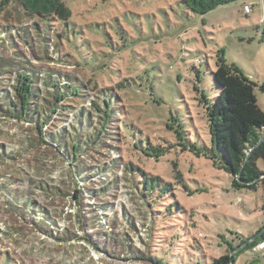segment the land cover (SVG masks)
<instances>
[{
    "label": "rangeland",
    "instance_id": "1",
    "mask_svg": "<svg viewBox=\"0 0 264 264\" xmlns=\"http://www.w3.org/2000/svg\"><path fill=\"white\" fill-rule=\"evenodd\" d=\"M64 1L68 25L52 18L50 32L35 20L39 49L9 37L7 26L29 20L18 5L0 10V104L7 88L17 99L10 65L18 53L77 91L44 97L56 112L42 138L33 123L0 112V264H153L142 255L211 264L241 248L264 226L263 190H234L210 153L189 144L212 148L202 92L218 97V58L257 85L264 110V0L205 16L184 0ZM45 36L55 53L45 52ZM105 96L110 123L96 110ZM143 174L157 180L149 190ZM235 264H264V251H245Z\"/></svg>",
    "mask_w": 264,
    "mask_h": 264
},
{
    "label": "trees",
    "instance_id": "2",
    "mask_svg": "<svg viewBox=\"0 0 264 264\" xmlns=\"http://www.w3.org/2000/svg\"><path fill=\"white\" fill-rule=\"evenodd\" d=\"M235 1L237 0H184L190 11L202 16L220 6ZM15 4L18 5L21 15L29 18V20L27 23L18 26H7L6 28L10 32L7 31L10 34L9 37L22 39L27 43L30 42L31 45L37 41V49L41 47L38 45L39 40L37 38V32L41 31V24H36L35 20L40 19L41 22L39 23L45 20L47 30L51 32L50 21L52 18L68 25L72 17V12L64 0H0V10L4 6ZM0 32L5 33L4 30H0ZM29 38L30 40H28ZM43 39V47L47 49L45 52L55 53V46L50 41V37L45 36ZM8 44L10 46L15 45V41L11 40ZM15 56L17 57L11 63L10 68L16 77L11 81L17 83V86H15L17 99L14 102L10 96V88L5 89L3 92L7 95L8 103L5 105L0 104V112L3 114L2 118L4 119L17 117L33 123L42 138L44 127H49L51 123H48L56 111L54 110L49 114V108H44L41 103L47 102L46 97L56 99L57 95L75 96L77 91L73 89L70 83L65 82L63 84L58 73L54 74L42 67L32 66L30 62L27 63V60L23 59L25 57L21 53ZM220 60L222 59L218 58L217 68L213 72V80L218 89L216 91L219 92L217 99L211 102L207 93L202 92V100L204 101L202 103L207 109L212 148L205 150L195 143L189 145H191L190 148L210 153L214 161L218 163L217 165L231 176V186L234 190L245 189L258 192L260 189L263 190L264 197V170L260 169L257 164L258 160H264V110L260 107L255 93L257 85L250 81L236 64H228L225 59L226 64H224ZM261 89L264 91V86ZM196 90L199 89L196 88ZM33 101H37V103ZM16 103H19V108H17ZM33 104L35 109H32ZM39 105L42 108H39ZM97 105V113H101L103 120L108 122L111 118L108 114L114 112L110 96H105L101 106L100 104ZM41 118L44 122H41ZM171 119L177 123V127L183 134L181 119L176 116ZM102 129L105 131L106 125ZM56 136H59V134H56ZM99 136H103V130H99ZM43 139L47 143L46 137ZM52 143L56 147L53 141ZM251 151L252 153L249 155ZM143 152L146 153V151ZM73 153L76 154L75 151ZM143 176L145 179L144 186L149 190L150 186L157 180L148 179L145 174ZM76 194V197H78L79 191L76 190ZM260 239L264 241V226L256 235L241 240L238 244L241 248L237 252L235 250L238 248L232 246L226 254L214 259L211 264H231L232 258L234 259L233 264H235L240 254L248 250H255ZM137 257L142 261L150 260L153 264H166L158 257L147 258L144 255Z\"/></svg>",
    "mask_w": 264,
    "mask_h": 264
},
{
    "label": "built area",
    "instance_id": "3",
    "mask_svg": "<svg viewBox=\"0 0 264 264\" xmlns=\"http://www.w3.org/2000/svg\"><path fill=\"white\" fill-rule=\"evenodd\" d=\"M246 13H249L251 11L249 6H245ZM264 250V241L260 242L257 247L255 248V251H263Z\"/></svg>",
    "mask_w": 264,
    "mask_h": 264
},
{
    "label": "water",
    "instance_id": "4",
    "mask_svg": "<svg viewBox=\"0 0 264 264\" xmlns=\"http://www.w3.org/2000/svg\"><path fill=\"white\" fill-rule=\"evenodd\" d=\"M251 153H252V151L250 152L249 155H251ZM248 157H249V156H248ZM247 159H248V158H247ZM253 240H255V239H253ZM253 240H252V241H253ZM247 244H248V243H247ZM247 244H245V245H247ZM239 249H240V248L236 249L235 252H237ZM233 255H234V253L232 254V257H233ZM233 262H234V259L232 258V263H231V264H233Z\"/></svg>",
    "mask_w": 264,
    "mask_h": 264
}]
</instances>
